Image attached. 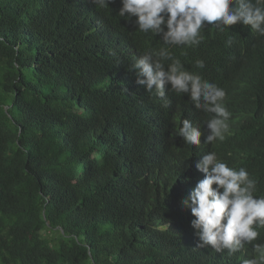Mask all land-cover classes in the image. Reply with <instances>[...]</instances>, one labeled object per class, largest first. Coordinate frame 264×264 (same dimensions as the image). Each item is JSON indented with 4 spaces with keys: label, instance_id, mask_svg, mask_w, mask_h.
<instances>
[{
    "label": "trees",
    "instance_id": "obj_1",
    "mask_svg": "<svg viewBox=\"0 0 264 264\" xmlns=\"http://www.w3.org/2000/svg\"><path fill=\"white\" fill-rule=\"evenodd\" d=\"M86 3L0 0V264L253 258L264 234L232 256L198 247L181 201L203 178L195 163L208 152L245 168L257 181L254 195L264 196V36L245 33L229 45L213 31L241 27L205 23L198 46H166L135 17L119 16L121 0ZM161 47L224 89V140L204 143L214 114L187 93L169 84L164 108L136 83L130 66ZM184 119L202 131L200 145L177 134Z\"/></svg>",
    "mask_w": 264,
    "mask_h": 264
},
{
    "label": "clouds",
    "instance_id": "obj_2",
    "mask_svg": "<svg viewBox=\"0 0 264 264\" xmlns=\"http://www.w3.org/2000/svg\"><path fill=\"white\" fill-rule=\"evenodd\" d=\"M93 2L103 6L109 0ZM121 4L120 17H135L141 32L153 34L166 46H198L205 23L218 22L221 31L234 24L241 27L242 31L227 34L213 31L216 38L229 45L241 41L245 33L264 36V0H121ZM165 61L171 63L166 66ZM195 63L197 68L205 67L203 60ZM129 70H135L138 85L161 98L164 108L171 104L166 96L169 84L175 93H187L197 109L214 114L207 121L210 132L204 143L224 140L231 115L222 103L224 89L186 70L169 47L144 52ZM177 134L186 144L198 146L203 133L192 121L184 119ZM195 167L204 174L203 178L181 203L194 217L190 223L198 247H211L216 252L226 249L232 256L264 234V196L254 195L257 181L245 168L229 167L215 152L203 154ZM253 248L255 256L242 264H264V244H253Z\"/></svg>",
    "mask_w": 264,
    "mask_h": 264
}]
</instances>
